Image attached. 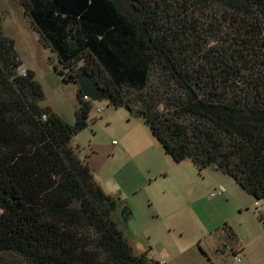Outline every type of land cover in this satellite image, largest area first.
Instances as JSON below:
<instances>
[{
    "label": "trees",
    "instance_id": "1",
    "mask_svg": "<svg viewBox=\"0 0 264 264\" xmlns=\"http://www.w3.org/2000/svg\"><path fill=\"white\" fill-rule=\"evenodd\" d=\"M22 7L65 84L92 77L100 100L135 110L174 162L213 168L264 201V0ZM2 21L0 13V264H159L134 253L116 220L119 198L74 148L92 101L78 89L74 126L42 107V87L21 70Z\"/></svg>",
    "mask_w": 264,
    "mask_h": 264
},
{
    "label": "rangeland",
    "instance_id": "2",
    "mask_svg": "<svg viewBox=\"0 0 264 264\" xmlns=\"http://www.w3.org/2000/svg\"><path fill=\"white\" fill-rule=\"evenodd\" d=\"M0 13L21 70H32L42 87L40 105L74 126L79 86L59 76L57 57L26 20L22 0H0ZM91 106L88 128L74 136V148L104 191L119 198L116 220L135 254L149 253L159 264H264V201L256 204L213 168L200 171L190 161L174 162L135 110L101 100ZM123 208L131 214L123 217ZM229 229L238 236L234 241Z\"/></svg>",
    "mask_w": 264,
    "mask_h": 264
},
{
    "label": "water",
    "instance_id": "3",
    "mask_svg": "<svg viewBox=\"0 0 264 264\" xmlns=\"http://www.w3.org/2000/svg\"><path fill=\"white\" fill-rule=\"evenodd\" d=\"M77 84L84 96L90 98L92 101H99L101 99V90L92 77L88 75H81L77 80ZM126 108L131 110L128 106H126ZM130 214L131 212L128 208H123L121 211V215L123 217L129 216Z\"/></svg>",
    "mask_w": 264,
    "mask_h": 264
},
{
    "label": "built area",
    "instance_id": "4",
    "mask_svg": "<svg viewBox=\"0 0 264 264\" xmlns=\"http://www.w3.org/2000/svg\"><path fill=\"white\" fill-rule=\"evenodd\" d=\"M86 101H88V100H90L88 97H86L85 96V98H84ZM103 111V109H99V112H102ZM124 150H126L125 148H124ZM224 192V189L223 188H221V193H223ZM213 195H216L215 193L213 194ZM256 204H260V203H256ZM259 212H262L263 211V208H260V209H257ZM237 260V262H240V259H236Z\"/></svg>",
    "mask_w": 264,
    "mask_h": 264
},
{
    "label": "crops",
    "instance_id": "5",
    "mask_svg": "<svg viewBox=\"0 0 264 264\" xmlns=\"http://www.w3.org/2000/svg\"><path fill=\"white\" fill-rule=\"evenodd\" d=\"M125 149H126V148H125ZM237 237H238V236H237ZM240 248H241L242 250L244 249L243 246H241ZM240 248H239V249H240Z\"/></svg>",
    "mask_w": 264,
    "mask_h": 264
},
{
    "label": "clouds",
    "instance_id": "6",
    "mask_svg": "<svg viewBox=\"0 0 264 264\" xmlns=\"http://www.w3.org/2000/svg\"><path fill=\"white\" fill-rule=\"evenodd\" d=\"M85 97V96H84ZM90 99V98H89ZM85 100V99H84ZM86 101V100H85ZM88 101H92L91 99L90 100H88ZM256 203H258V202H256Z\"/></svg>",
    "mask_w": 264,
    "mask_h": 264
}]
</instances>
